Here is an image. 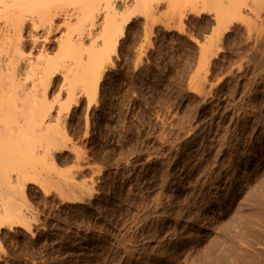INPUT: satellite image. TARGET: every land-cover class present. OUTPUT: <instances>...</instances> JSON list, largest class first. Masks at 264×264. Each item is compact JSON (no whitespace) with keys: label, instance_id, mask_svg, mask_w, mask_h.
<instances>
[{"label":"rangeland","instance_id":"rangeland-1","mask_svg":"<svg viewBox=\"0 0 264 264\" xmlns=\"http://www.w3.org/2000/svg\"><path fill=\"white\" fill-rule=\"evenodd\" d=\"M204 1L135 13L91 97L62 101L67 141L53 159L31 162L20 183L0 177L11 212L1 219L0 264H198L227 247L247 255L228 250L229 264H264V201L240 203L255 182L264 195V174L241 166L243 155L264 153V1L235 16L223 0ZM33 166L45 171L39 181ZM239 203L260 210L244 244L227 226Z\"/></svg>","mask_w":264,"mask_h":264},{"label":"bare ground","instance_id":"bare-ground-1","mask_svg":"<svg viewBox=\"0 0 264 264\" xmlns=\"http://www.w3.org/2000/svg\"><path fill=\"white\" fill-rule=\"evenodd\" d=\"M186 1H194L195 3V0H0V142L2 141L0 143V177L6 179V183H12L14 181L20 183L18 181L23 178L25 170L27 169L25 167L27 165L31 166V162H35L38 158L43 159L46 162L47 158H52L50 157L51 154H53V151L57 147H60L61 143L65 144L64 142H66L67 140L64 141V139H66L67 136L65 130L61 127L62 125H60V113L64 108L63 107L61 109L62 104H64L62 101L65 100V97H67V101H74V97L76 95L80 96L82 94L84 95V93H86V98L91 97V89H97L107 65L109 63H112L113 54H115L118 50L120 36L123 33L125 24L128 23L133 16H135V13H139L142 11L144 14V11H146V14H148L149 12L147 13V11H152V9L158 11L161 7L164 6H169V8H172V6L179 7V5L182 4L180 6L182 7L184 5H187ZM257 1L258 0H223L222 2L224 3V8H226V11H229V16L231 13H234L232 15L235 16L236 12L240 13V11H242V7L245 8L248 6L249 9L254 8L255 10V8L257 7L254 6H256V4L258 3ZM259 1L262 3V1L264 0ZM202 3L204 4L205 1L203 0ZM251 11L249 12V14L251 13ZM219 12H221V10H219L218 8V13ZM256 12H253V14ZM226 13L228 14V12H225V14ZM149 14V16H153L151 13ZM178 14L182 13L180 12ZM220 14H217V16H221ZM59 20L61 22H57ZM54 31L60 32L57 37L54 36V38L52 39V33H54ZM52 40L56 42L57 49H52L53 51L50 52V50L48 49L51 48H48V45L51 44ZM27 47L29 48L28 52H26ZM57 82L59 83V93L57 92L58 94L56 93V95L52 94L53 96L50 98V90L53 89L52 86ZM58 83L56 85H58ZM62 93L65 94L63 100ZM94 95L96 94L94 93ZM68 105L66 104V106ZM54 106L58 107V109L55 108L57 112L55 111V115L52 114L53 116L51 115L50 117V114L52 113L51 109ZM244 142H246V140H244L243 143ZM246 143H244L245 147ZM2 145L5 147H3ZM242 149H244V147ZM253 152L249 155H243V162L241 163V166L243 165V167L246 168L249 167V169H251L250 171H255L257 173L261 172L264 174V153H262L261 155L259 154L260 156H257V153L255 154V152ZM40 159L38 161L41 162ZM4 163H6V165H4ZM47 165L50 166V164ZM47 165L45 166L48 168ZM235 167H237L236 169H238V165ZM37 169L35 170L37 171ZM12 171L14 172L12 173ZM40 171L39 173L37 171L36 176L34 177L35 180L39 181L40 177L37 175L41 174ZM45 174L47 175V173ZM65 179L67 180V178ZM255 185H257L256 182L253 187L251 186L253 189H251L250 187L248 189L250 191H243L244 196H240V199L243 197V199H241L243 200V202H240L241 204L244 203L246 205V203L248 202L247 205H251L250 202H256V198H259L260 201H264L263 192L261 193L263 189L258 190L260 187L258 189H255ZM77 192H79V190ZM84 193L82 192V196ZM77 198L79 197L77 196ZM234 199L235 197L230 196L224 199V203L222 204L229 207ZM2 203L0 204V220H3L4 218L3 221H5V216H10L11 212H9L10 214L7 215L6 209H4V203ZM256 203L260 202L258 201ZM256 203H252V206L253 204L256 205ZM237 204L234 205V207L237 206ZM241 204L238 205L240 206V208L237 206L239 210L236 208L238 210V213L235 212L236 210H233L235 212V215H237H234V218L232 216L229 217V219L231 218V221L227 224V226L231 227H228L231 232L234 231L233 233L228 231L230 232V234H228H233L232 236L234 237L235 230L237 228V231L240 233V235L242 234L240 237H238L241 238L244 236L243 239H240V242L242 240V243L244 244V242L248 243V239L245 238H249L247 237L249 236V233L246 231V229L250 223L254 224L253 221L257 216L256 214L260 210H255V208H253L254 210H250L251 213H249V211H247L248 213H243L246 210L241 209ZM260 204H262V202ZM257 207L259 208L260 206ZM259 209H261V212L263 211L262 208ZM233 211L231 212L233 213ZM239 211H242L241 214ZM253 211L256 212L254 213ZM20 212L16 213L17 216H15L18 217V220H16L17 222L24 223L25 220L22 218L24 211L23 213ZM262 215L264 214L261 213V216L259 218H261ZM19 218L22 220H19ZM2 220L0 221V224L3 225ZM7 223L9 222L7 221ZM232 227H236L235 230H232ZM229 237L230 236H228V239H230ZM263 240L260 239V242H263ZM249 241L250 243L252 242L253 244H256L255 242L251 241V239H249ZM255 241L259 242V240ZM223 243H225V240H219V244ZM226 244L228 245L229 242H227ZM216 245L218 244L216 243ZM216 245L214 246L217 248L218 246L220 247V245ZM228 248L229 247H227V251L229 250L231 255V253L234 252L235 247H231L232 250ZM237 248H235V253H232L233 255L235 254L233 258L238 259V261H242L243 259H240L242 253L237 252L240 254H236V251H238ZM219 249H221V247ZM216 250H213V254L214 252H217ZM218 252L219 253H215L219 255H217V258L215 254L213 255L215 257H213L212 260H210L211 258L207 256V259L204 258V260L202 259L203 261H198V264H229L230 259L232 258L229 259L226 252L224 255H220V250H218ZM249 255H251V253L248 254V258ZM253 255L250 257L255 259L256 257H254L255 255ZM246 256L244 254L242 255V258H244L245 260ZM208 257L210 259H208ZM250 261L252 262V260Z\"/></svg>","mask_w":264,"mask_h":264}]
</instances>
